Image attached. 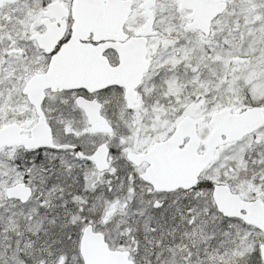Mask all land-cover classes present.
Here are the masks:
<instances>
[{"label":"snow or ice","instance_id":"6c2138e0","mask_svg":"<svg viewBox=\"0 0 264 264\" xmlns=\"http://www.w3.org/2000/svg\"><path fill=\"white\" fill-rule=\"evenodd\" d=\"M0 264H264V0H0Z\"/></svg>","mask_w":264,"mask_h":264}]
</instances>
